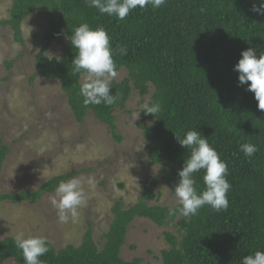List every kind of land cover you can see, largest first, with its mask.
Masks as SVG:
<instances>
[{
	"label": "trees",
	"instance_id": "trees-1",
	"mask_svg": "<svg viewBox=\"0 0 264 264\" xmlns=\"http://www.w3.org/2000/svg\"><path fill=\"white\" fill-rule=\"evenodd\" d=\"M254 3L259 6L261 0H167L160 9L137 8L118 21L89 8L86 0H13L10 17L0 25L10 26L15 40L22 42L25 18L35 10L44 13L48 29L36 55V68L41 75L60 81L77 122L83 123L91 111L122 142L114 111L117 105L124 107L133 89L145 96L154 87L149 102L161 105L156 117L141 112L143 119L153 120L141 127L148 141L149 163L161 165L163 176L151 178L131 207L115 203L102 248L89 227L80 245L58 249L50 243L49 252L41 257L44 264H141L140 258L127 261L121 256L128 227L138 216L160 226L178 218V234L166 231L170 247L162 251L160 264H241L244 256L264 251V110L258 109L248 85H239V73L234 71L243 51L252 48L257 57L264 53V15L251 10ZM82 23L93 29L103 27L114 50L118 45L128 49L127 55L114 53L117 70L125 68L128 75L111 83V94H116L111 106L85 107L78 95L82 78L73 71L76 52L69 37ZM64 34L67 44L61 57H48L51 41ZM189 130L207 138L226 162L229 207L216 212L205 205L191 218L169 217L168 206L148 201L158 198L160 182L172 190L179 183L178 172L188 151L176 134L183 136ZM241 143L254 144L258 151L249 159L240 151ZM8 152L0 137V185ZM76 174L54 176L33 191L0 192V202H37ZM203 176V170L195 176L198 192L205 188ZM13 238L0 239V264L11 257L24 264Z\"/></svg>",
	"mask_w": 264,
	"mask_h": 264
},
{
	"label": "rangeland",
	"instance_id": "rangeland-1",
	"mask_svg": "<svg viewBox=\"0 0 264 264\" xmlns=\"http://www.w3.org/2000/svg\"><path fill=\"white\" fill-rule=\"evenodd\" d=\"M12 4L13 0H0V21L10 17ZM47 29L41 10L23 21L22 42L15 40L10 26L0 25V137L9 147L0 192L37 190L52 177L71 171L77 172L72 178H92L94 186L84 183L85 203L78 209L75 222H59L51 204L55 191L44 194L37 202L1 201L0 239L23 232L26 237H44L59 249L68 244L80 245L91 227L95 242L102 248L104 234L114 218L115 203L121 201L125 209L131 207L151 178L163 176L161 165L149 163L148 141L141 127L153 124L140 112L155 89L150 87L145 96L133 89L124 107L116 106L122 142L91 111L83 123L77 122L60 81L41 75L36 68V55L44 45ZM66 44L65 34L52 40L46 55L60 58ZM127 75L122 68L112 82H121ZM134 113L137 118L140 113L135 121ZM173 191L160 182L158 198L150 199L148 204L176 206ZM177 220L160 226L148 217H136L128 227L121 256L127 261L140 258L141 264H160L162 251L170 247L166 231L178 234ZM4 264L22 263L11 257Z\"/></svg>",
	"mask_w": 264,
	"mask_h": 264
},
{
	"label": "clouds",
	"instance_id": "clouds-1",
	"mask_svg": "<svg viewBox=\"0 0 264 264\" xmlns=\"http://www.w3.org/2000/svg\"><path fill=\"white\" fill-rule=\"evenodd\" d=\"M86 2L89 8L97 9L100 14L123 21L137 8L143 10L150 7L157 10L164 6L167 0H86ZM251 10L264 15V0H261L259 6L254 3ZM71 32L69 39L76 52L72 66L73 71L80 74L83 80L78 93L83 98V105L111 106L116 101V94H111V82L118 77L114 53L127 55V47L118 45L114 50L110 36L103 27L93 29L87 23H82ZM241 57L234 68V71L239 73V85L247 84V90L255 94L258 109L264 110V53L257 57L255 50L249 48L241 53ZM142 108L143 113L156 117L161 105L159 102H145ZM138 118L134 113L132 119L135 121ZM176 138L178 143L187 149L188 156L183 168L178 172L180 180L173 191L177 206L169 204L168 216L191 218L205 205L216 212L226 211L229 207L227 194L231 188L226 178L228 175L226 162L209 144L208 139L197 130H189L183 136L176 134ZM239 148L249 159L258 151L251 143H241ZM201 170L204 171L205 188L198 192L195 176ZM84 183L94 186L92 178L85 181L74 177L68 181H61L56 187L51 204L57 210L60 223H67L70 219L73 222L77 220L78 209L85 203ZM13 241L15 247L22 253L24 264H44L41 257L49 252L51 243L46 238L26 237L23 232H18ZM241 264H264V251H255L244 256Z\"/></svg>",
	"mask_w": 264,
	"mask_h": 264
}]
</instances>
